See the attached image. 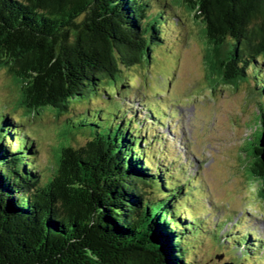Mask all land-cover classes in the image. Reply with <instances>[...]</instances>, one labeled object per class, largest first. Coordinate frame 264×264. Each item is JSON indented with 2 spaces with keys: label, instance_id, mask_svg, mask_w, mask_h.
Here are the masks:
<instances>
[{
  "label": "trees",
  "instance_id": "1",
  "mask_svg": "<svg viewBox=\"0 0 264 264\" xmlns=\"http://www.w3.org/2000/svg\"><path fill=\"white\" fill-rule=\"evenodd\" d=\"M161 3L0 0V68L19 89L15 106L32 119L66 115L64 123L81 129L72 140L82 142L60 147L42 173L24 121L0 114V264H193L184 238L193 224L178 211L190 178L180 179L183 166L175 177V158L168 164L147 138L145 124L164 125L157 116L165 110L148 102L147 117L127 109L128 124L114 127L104 124L102 106L90 107L94 98L127 102L134 86L124 70L149 62L162 29L176 27L174 5L201 24L208 84L251 85L258 113L241 167L264 201V0ZM74 103H85L84 112L70 113ZM247 239L244 247L257 251L250 232Z\"/></svg>",
  "mask_w": 264,
  "mask_h": 264
},
{
  "label": "rangeland",
  "instance_id": "2",
  "mask_svg": "<svg viewBox=\"0 0 264 264\" xmlns=\"http://www.w3.org/2000/svg\"><path fill=\"white\" fill-rule=\"evenodd\" d=\"M170 15L177 25L162 29L164 40L150 53L149 62L124 70L134 86L127 102L118 96L105 101L94 98L90 107L102 106L104 124L116 127L122 120L128 124L124 119L127 109L138 110V118H145L148 113L142 104L162 106L165 114L157 117L164 125H152L149 119L145 124L147 138L150 141L154 137L150 142L153 150H165L168 164L175 158V177L183 166L180 179L190 178L186 183L189 200L181 197L178 210L193 224L190 238L184 237L191 240L190 260L193 264H264V201L246 180L240 158V147L256 129L258 108L251 85L242 83L237 89L219 83L209 85L204 64L208 46L199 20L175 5ZM18 98V87L0 68V114L24 121L22 130L34 138L38 150L34 162L44 173L60 147L82 143L72 140L81 129L64 123L66 115L57 117L52 112L35 119L27 113L23 117V109L15 106ZM85 106L74 103L70 113H83ZM249 232L257 251L244 247Z\"/></svg>",
  "mask_w": 264,
  "mask_h": 264
},
{
  "label": "water",
  "instance_id": "3",
  "mask_svg": "<svg viewBox=\"0 0 264 264\" xmlns=\"http://www.w3.org/2000/svg\"><path fill=\"white\" fill-rule=\"evenodd\" d=\"M259 145L262 148L261 159L264 162V132H262ZM224 264H232V263H224Z\"/></svg>",
  "mask_w": 264,
  "mask_h": 264
}]
</instances>
